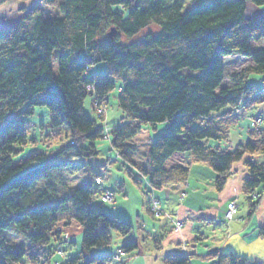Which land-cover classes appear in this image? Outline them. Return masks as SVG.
<instances>
[{
    "label": "trees",
    "instance_id": "1",
    "mask_svg": "<svg viewBox=\"0 0 264 264\" xmlns=\"http://www.w3.org/2000/svg\"><path fill=\"white\" fill-rule=\"evenodd\" d=\"M190 1L184 10L187 0H62L56 1L52 19L34 9L9 29L0 27V264H112L105 252L112 230L126 236L134 228L129 219L107 213L100 187L81 186L58 196L53 179L74 163L49 160L37 147L48 137L63 140L59 155L91 160L99 156L97 141L108 135L122 160L146 175L147 194L186 180L181 166L166 168L176 152L210 160L217 192L226 186L234 164L246 155H264V123L251 127L249 139L235 149L211 145L227 143L237 111L262 101L264 47L253 49L252 43L264 42V15L247 18L246 4L261 6L264 0ZM106 24L118 29L114 41L101 40ZM151 25L157 32L120 43L119 35L133 39ZM235 54L250 58L252 65L232 73L231 84L222 88V58ZM184 69L201 74H184ZM90 83L97 101L107 103L120 83L116 100L125 123L106 130L98 122L103 114L90 118L84 108ZM36 106L47 107L50 114L49 131L40 140L28 136L34 125L27 119ZM165 123L150 139L148 166H138L132 139L142 125ZM28 148L35 149L21 158ZM245 167L251 217L263 195L258 189L264 187V160L251 158ZM68 212L65 225L76 220L82 242L62 256L58 226L64 219L60 214ZM12 226L25 236L27 248L6 243L3 232ZM258 232L264 239V223ZM120 248L124 254L137 252L138 241L128 239ZM187 256L169 255L165 264H189ZM213 256L218 260L212 264H252L235 254Z\"/></svg>",
    "mask_w": 264,
    "mask_h": 264
},
{
    "label": "rangeland",
    "instance_id": "2",
    "mask_svg": "<svg viewBox=\"0 0 264 264\" xmlns=\"http://www.w3.org/2000/svg\"><path fill=\"white\" fill-rule=\"evenodd\" d=\"M24 1H28V2L31 1L35 3L37 2L38 4L36 5L37 6L36 8L39 9L41 13L50 12V11L57 13L58 12L57 2L58 3L62 2V0H52L51 1V3L53 2L51 6L52 8L51 9L49 8L48 11H45L46 9L43 8L44 7L43 5H41V3L44 2V0L41 2L40 0H24ZM190 2H191L190 0H187L184 10H187L189 8ZM54 4L56 7H54ZM27 9L30 11L31 5H29L28 7V4H27ZM246 9H247L246 10L247 18H254V16L264 15V5L255 6L251 2H247ZM11 13L16 14L17 12L11 11L9 14ZM113 29H116V33L112 38L109 36V33L112 32ZM157 30L158 29L155 25H151L149 26V28H146L145 30L141 31L138 34V36H136L133 39H129V38L127 39L126 37L119 35L120 36L119 41L123 45H128V43H131L137 40L138 38L146 34H149V32L155 33L157 32ZM117 33H118V29L116 27H114L113 25L106 24L104 25L102 29V33L100 37L103 42L114 41L117 38L116 36ZM252 47L253 49L263 48L264 42L263 41L253 42ZM222 64H224V74H225V79L222 84V88H224L227 85L231 84L229 76L232 73L245 69L246 66L252 65V62L250 58H244V57H241L235 54L231 56H224L222 58ZM56 66H57V62L54 61V69L56 68ZM97 70L102 71L100 67H97ZM97 70H94V72ZM183 73L189 74V75H200L201 71L184 69ZM252 81L255 84H257L258 78L252 77ZM119 87H120V83H117L116 88L114 89L115 91H113L109 96V100H108L110 102L109 103L110 106L108 107L109 112L102 113L105 116V119L100 120V121L98 120V122L105 125L108 115H110L111 117L113 115H118L119 123L117 125L112 123L114 125L111 124L110 129L112 127L120 126L121 124L126 122L124 120H119L122 116V112L119 111L120 109L117 106V100H116L120 92ZM258 94L261 95L260 96V99L262 100L261 103H264V89L262 90V93L258 92ZM86 110L87 112H89L88 110L91 111V109L89 108V105L86 106ZM242 110H246V109H242ZM37 112L41 114V116L35 113V115L32 118L27 119L34 125L29 131L28 136L30 137L37 136L41 138V137H44L43 134H46L49 131V126L44 125L46 124V122H48V114L45 108H37ZM238 113L239 111L237 112L236 115H238ZM89 114H90V118H98L97 115L92 112H89ZM40 120L42 121V123L39 122ZM263 122H264L263 116L259 115V117H255L254 120L252 121V128H259ZM166 124L167 123L158 124L155 127L154 126L152 127L150 125H142V128L140 130L141 132L132 139L131 143H134L135 145H137V150L133 152L134 153L133 160L135 163L138 164V166L144 167L147 165L146 157L148 154L147 151L151 145V140L153 139L155 134H158L159 132L163 131V128ZM236 125L238 124L233 125L232 129H237L235 128ZM62 144H63V140L59 139L58 141H56V140H53L52 137H48L47 139L44 140L42 147L40 145H37L39 149L46 152L47 156H49V160L51 161H57V162L64 161L68 163L69 162L74 163L73 165L70 164L71 165L70 168L66 170L65 169L61 170L58 176H56V178L53 179L54 184L56 185V188L60 190V192H58L59 197L60 195L65 194L66 191L74 189V188H78L81 186L82 187L90 186L93 188L100 187L102 189L100 202L105 207L107 213L110 214L111 216L121 217L124 219L127 218L132 222V225L134 228L130 233L126 234V237H124L125 240L131 239V237L135 235L138 231L141 232L142 227H140V229H137L139 223L144 222L145 223L144 227L146 229L152 228L153 226H156L158 224V221H156L152 216H150L146 208L148 206V210H150L151 214L156 216L155 213L153 212L154 207L156 206L157 208L155 209V211L158 210L159 212V214L156 217H160L161 214L163 213L161 210V206L155 205L154 203L155 202L154 197L156 196L157 191H154L151 188L152 189L150 191V193L152 194L151 196L147 195V193H144L143 189L145 188V186L146 187L149 186L148 180L146 179V177H143L142 175L137 174L136 171L133 170V168L129 164H127L125 160H122L121 156H119V154L115 152L113 148H111V144L108 142V140L102 139L100 141H97L96 144L99 150V156L95 158H91V160L78 159L76 156L70 153L69 154L64 153V154L59 155L58 154L59 148L62 146ZM235 147L233 149H235ZM34 149L35 148L26 149V151L20 157L26 158L27 155H29L30 152ZM193 156L196 161V168L202 167L205 165V163L208 162L206 158H203L200 155H197V156L193 155ZM251 158L257 159L260 162L262 161V158L260 155H257V156L246 155L244 159L241 160L240 162H244V165H245V161L250 160ZM17 160H20V158ZM102 161L106 162V164L108 165L103 164ZM16 163L19 164L20 162L17 161ZM171 163H172V160H170L168 164L170 165ZM128 169H130L132 172L128 171ZM203 169L204 171H206L205 168L193 170L194 172L192 173L190 177V182L192 183V186L190 189V194L188 196L187 202L192 198H195L197 200L203 199L201 191L203 188L209 187V182H210L208 181L209 175L206 174L207 176L205 177L206 178L205 179L203 176H199L198 174V173L203 174L204 173L202 171ZM132 173L135 175L134 176L135 178L139 179L141 186L133 182V177H131ZM106 188L112 189L115 195V198L108 202L105 201L106 196H104L105 194H107L105 193V191L107 192ZM185 192L186 191L182 189V186H181L180 193H181L182 198H183V195L186 194ZM262 194L264 193L262 192ZM152 196H153V199H152ZM243 199H244V195H242V200ZM181 201L182 200L180 198H177V200L168 202L167 209H170V210L172 209L173 211H176L178 206L175 203H180ZM151 202H152L153 208H151L152 206ZM231 202H235V201H231ZM164 212H168V210ZM69 214L70 212H68L67 214L66 213L60 214L61 216H63L64 219L63 221H61V223L58 226L59 229L62 230V238L64 240L60 248L62 251L63 250L65 251V254L67 256L70 254L71 251H74V250L77 251L79 249L81 242H82L81 236L83 232L81 229V226L74 219L72 220V222L65 225L66 221L68 220ZM158 219L160 220L162 218L160 217ZM206 228H207L206 229L207 234L210 235L209 228L208 227ZM3 233H4V239L6 243L11 244V245H16V246L22 245L25 248L29 246L25 236L22 233L17 232L13 226L10 227L9 230L4 231ZM118 236H121V235L116 230L115 231L112 230V233H111L112 243L108 246L109 248L116 249L117 246L119 247L121 246L122 243H121L120 238H118ZM66 237L69 238L74 243L72 244L70 241L66 240ZM207 243L210 245L211 243L210 240H208ZM199 249L201 252L202 250H205V247L201 245Z\"/></svg>",
    "mask_w": 264,
    "mask_h": 264
},
{
    "label": "crops",
    "instance_id": "3",
    "mask_svg": "<svg viewBox=\"0 0 264 264\" xmlns=\"http://www.w3.org/2000/svg\"><path fill=\"white\" fill-rule=\"evenodd\" d=\"M49 1L51 2L52 0H46L41 3L46 9L45 11L52 8V4H48ZM30 2L24 0H0V25L10 27L19 23L26 13L27 4L29 5ZM54 7L56 6L54 5ZM11 11H16L17 13L9 14ZM18 11L21 12L19 13ZM261 102L253 104L246 110H238V125L235 126L237 129L231 130L229 141L227 143L212 142L211 145L218 146L220 144L222 148L233 149L235 146L246 142L249 139L248 135L254 118L261 115L264 119V103ZM118 117V115L112 117L108 115L106 120L108 128H110V122L113 120H116L114 124L117 125L119 123ZM261 158L263 159L264 155ZM170 160H172V163L169 165ZM189 164L192 165L189 167ZM176 165L185 167L188 165V172H190L188 176L189 191L185 192L186 194L182 198L180 193L181 183L166 185L164 189L156 192V196L164 211L168 210L170 215L172 214V216L174 215V217L184 220L183 230L175 233L170 221L166 219L159 220L158 218L157 220L152 216L158 221V224L146 229L144 222L139 223L137 229L142 227L141 232L138 231L131 237V239L137 238L139 245L137 252L124 254L112 264H165L167 256L180 254L189 255V264H212L213 261L218 260L213 255L222 253L245 257L252 264H264V239L257 232L258 227L264 223V194L253 215L248 217L250 211L243 190L244 179L248 176V172L244 162L236 163L232 166V172L227 179L228 182L220 192L215 190L214 180L216 174L209 160L204 166L196 168V161L192 154L176 153L167 161L166 168ZM202 168H205L206 171L203 169L204 173L198 174L204 178L209 175V187L202 189L203 199L192 198L187 202L192 186L190 177L194 172L193 170ZM108 189L112 191V189ZM258 190L264 193V187ZM242 195H244L243 200ZM177 198L182 201L175 203L178 206L176 211L167 209V203L177 200ZM231 201H235L238 206L237 213L232 221L227 223L224 220L223 212ZM146 208L149 212L148 206ZM149 214L151 216L150 212ZM206 227L209 228L210 235L207 234ZM126 240H121V243H125ZM208 240L211 242L210 245L207 243ZM201 245L205 247V250L200 252L199 247ZM105 252L111 255L118 254L116 249L109 247L105 248Z\"/></svg>",
    "mask_w": 264,
    "mask_h": 264
},
{
    "label": "bare ground",
    "instance_id": "4",
    "mask_svg": "<svg viewBox=\"0 0 264 264\" xmlns=\"http://www.w3.org/2000/svg\"><path fill=\"white\" fill-rule=\"evenodd\" d=\"M41 1H43V0H40V2ZM46 0H44V2H45ZM53 3V2H52ZM51 2H48V4H52ZM38 3L36 2H30V4L29 5H31V9H30V11L28 10V9H25L26 10V13L23 15V17L26 15V14H28V13H30L31 12V10H34V9H37L36 7V5H37ZM29 5H28V7H29ZM55 5V4H54ZM44 8V7H43ZM51 12V11H50ZM44 12V13H42V17L43 18H45V19H52V17H54L55 15H56V13H54V12ZM22 17V18H23ZM21 18V19H22ZM14 26V25H13ZM0 27L1 28H3V29H9L10 27H12V26H10V27H3V26H1L0 25ZM89 90L90 91H88V94H87V97H86V99H85V105H84V108H85V111L87 112V110H86V106H88L89 105V108L91 109V111L90 110H88L89 112H92V113H94V114H96L97 115V117H99V115H102V113H108L109 111H108V107L110 106V102L109 103H107V102H103V101H97V95H96V91L94 90V84L93 83H90L89 85ZM37 108H45V110L47 111V114H48V122H46V124H44L45 126L46 125H48L49 124V121H50V114H49V111H48V109H47V107H41V106H36L35 107V109H34V112H33V116L35 115V113H37L39 116H41V114H39L38 112H37ZM120 111V110H119ZM89 112H88V114H89ZM90 115V114H89ZM33 116H31L30 118H32ZM114 116V115H113ZM115 121L116 120H113L112 122L113 123H115ZM40 123H42V121L40 120L39 121ZM104 122V121H103ZM112 122H110V124H112ZM45 123V122H44ZM33 124V123H32ZM99 124H101L103 127H105V129L106 130H109L110 128H108V124H107V122H105V125H103L102 123H100L99 122ZM109 124V125H110ZM49 126V125H48ZM108 135L106 136V138L104 139V140H108ZM38 138V140H40L41 138H39V137H37ZM108 142H109V140H108ZM111 144V143H110ZM150 148V147H149ZM148 151H149V149H148ZM147 151V152H148ZM176 153H180V152H176ZM176 153L174 154V155H176ZM148 154H149V152H148ZM148 154H147V157H146V163H147V159H148ZM180 154H182V153H180ZM191 154V153H190ZM193 155V154H192ZM84 160V159H83ZM208 160V159H207ZM257 160V159H256ZM210 161V160H209ZM102 163L103 164H105V165H108V164H106V162H104V161H102ZM190 165H192V164H189V167H190ZM147 166H148V163H147ZM181 166V165H180ZM142 167V166H141ZM182 168H184L185 170H187V172H188V165L185 167V166H181ZM189 174H190V172H188V175H187V178H186V180H184L183 181V183H181L182 184V186H183V189L186 191V193H187V191L189 190V186H190V183L188 182V176H189ZM142 175V174H141ZM143 177H146V175L144 174V175H142ZM107 191H109V192H111L113 195H114V191H111V190H109L108 188H107ZM148 195H152V194H150V193H148ZM115 196V195H114ZM158 204L160 205V203L158 202ZM229 204H231V203H228V205ZM228 205H227V207H228ZM161 206V210H162V214H161V218L162 219H166V220H170V222H171V225H173V230H174V232L175 233H177V232H179V231H182L183 230V228H184V220H182V219H179V217H174V216H172V215H170L168 212L166 213V212H164V208L162 207V205H160ZM151 208H152V206H151ZM226 210H227V208H226ZM226 210L223 212L224 213V220L225 221H227V223L228 222H230L231 221V219H228V220H226L225 219V213H226ZM151 216H153L155 219H157V218H160V217H156V216H154V215H152L151 214ZM179 221H182V226L181 227H179L178 228V224H179ZM131 222V221H130ZM132 223V222H131ZM263 225V224H262ZM262 225L260 226V227H262ZM133 226V225H132ZM260 227H258V229L260 228ZM257 232H258V230H257ZM120 234V233H119ZM258 234H259V232H258ZM121 236H118V238H120V240H122L123 241V239H125L124 237H126V236H124V235H122V234H120ZM66 239H67V237H66ZM137 239V238H136ZM122 244H124V243H122ZM121 244V245H122ZM116 253H118V254H116V255H118L117 257H115L116 255H112L111 256V258L115 261L117 258H119L120 256H122V255H124V251L120 248V247H118L117 248V252ZM60 255H62V256H64L65 255V251L63 250L61 253H60ZM187 257H189V256H187ZM190 258V257H189ZM59 259H61V257H59ZM60 261H62V259L60 260ZM53 263L54 264H60V262L59 261H56V262H54L53 261Z\"/></svg>",
    "mask_w": 264,
    "mask_h": 264
},
{
    "label": "built area",
    "instance_id": "5",
    "mask_svg": "<svg viewBox=\"0 0 264 264\" xmlns=\"http://www.w3.org/2000/svg\"><path fill=\"white\" fill-rule=\"evenodd\" d=\"M88 89H89V86H88ZM105 193H107V194H105L104 196H106L105 197V201H111L112 199H114L115 198V196L111 193V192H109V191H105ZM151 194V193H150ZM148 195V194H147ZM154 196V195H153ZM153 196H152V199H153ZM183 196H185V195H183ZM154 200H155V205H159L158 204V200L154 197ZM151 205H152V202H151ZM160 206V205H159ZM152 208H153V205H152ZM157 207L155 206L154 207V213H155V215L157 216L158 214H159V212H158V210L157 211H155V209H156ZM236 210H237V205H236V203L235 202H231V204H229L228 205V207H227V210H226V213H225V219L226 220H228V219H231L232 220V218L235 216V214L237 213L236 212ZM179 226H178V228L179 227H181L182 226V221H179V224H178ZM118 255H116L115 257H117Z\"/></svg>",
    "mask_w": 264,
    "mask_h": 264
},
{
    "label": "water",
    "instance_id": "6",
    "mask_svg": "<svg viewBox=\"0 0 264 264\" xmlns=\"http://www.w3.org/2000/svg\"><path fill=\"white\" fill-rule=\"evenodd\" d=\"M116 33V29H113L112 32L109 33V36L113 38V36L115 35Z\"/></svg>",
    "mask_w": 264,
    "mask_h": 264
}]
</instances>
